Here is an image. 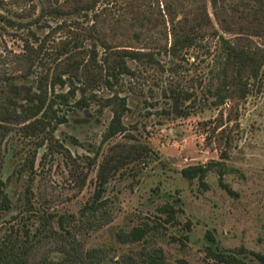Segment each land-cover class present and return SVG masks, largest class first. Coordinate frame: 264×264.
I'll use <instances>...</instances> for the list:
<instances>
[{
	"label": "trees",
	"instance_id": "trees-1",
	"mask_svg": "<svg viewBox=\"0 0 264 264\" xmlns=\"http://www.w3.org/2000/svg\"><path fill=\"white\" fill-rule=\"evenodd\" d=\"M10 1L0 0V8L14 4ZM181 1L21 0L18 18L0 12V28L13 30L22 42L18 56L26 68L25 81H9L6 88H0V141L18 132L25 142L14 154L20 165L17 172H28L33 180L42 150L40 162L48 155L67 152L73 157L57 132L74 112L89 109L98 113L108 107L112 116L102 142L127 136L126 116L131 107L128 95H121L119 87L151 69L176 74L191 49L210 52L216 42L214 78L201 83L211 107L220 109L228 102L247 99L264 75V0H210L215 20L208 0H191L184 10ZM113 8L119 24H126L133 37L144 35L149 42L142 47L112 45L100 24ZM173 82L163 81L157 89L163 100H169L164 112L188 117L197 106V93ZM30 142L34 146L24 152ZM147 151L140 144L115 143L100 162L93 195L78 213L37 211L31 185L24 198L15 199L9 192V179L0 173V264H188L186 259L168 261L164 248L155 244L162 229L178 222L183 209L176 201L159 205L152 220L120 228L115 235L118 243L136 248L118 259L101 246L87 245L92 234L113 221L112 202L105 197L108 184ZM23 153H27L25 157ZM100 154L99 148L94 157L87 155L88 164L95 165ZM227 157L225 152L221 160L189 165L181 174L206 185L211 171L224 176ZM15 203L17 213H12ZM10 212V219H5ZM190 229L188 222L186 231ZM208 236L213 242L214 237ZM53 242L57 255L49 248L43 257L34 258L36 247ZM208 251L217 264H264L263 252L213 247Z\"/></svg>",
	"mask_w": 264,
	"mask_h": 264
},
{
	"label": "rangeland",
	"instance_id": "rangeland-1",
	"mask_svg": "<svg viewBox=\"0 0 264 264\" xmlns=\"http://www.w3.org/2000/svg\"><path fill=\"white\" fill-rule=\"evenodd\" d=\"M20 1L11 0L14 4L0 8V12L18 18ZM190 2L183 0L180 6L187 9L184 5ZM208 10L215 20L210 0ZM114 12L115 8L108 10L100 24L112 45L142 47L149 42L144 35L133 37L126 24L115 20ZM215 45L216 42L211 44L210 52L191 49L176 74L151 69L119 87L121 95H128L131 107L126 116L127 136L122 134L102 142L112 116L108 107L98 113L89 109L72 113L57 133L73 157L67 152L48 155L40 162L43 150L40 151L33 180L28 172H17L20 165L14 154L25 143L19 133L13 132L1 140L0 173L9 179L12 197L24 198L30 184L37 211L78 213L95 191L100 162L110 148L118 142L140 144L148 147V154L125 165L108 184L105 197L112 202L113 221L92 234L88 247L101 246L118 259L136 247L118 243L116 232L143 219L152 220L150 217L159 205L176 201L183 209L178 222L162 229L155 243L164 248L168 261L186 259L188 264H217L209 256L208 247L264 253V75L252 86L246 100L228 102L220 109L211 107L201 83H210L214 78ZM21 50L22 42L13 30L0 28V88H6L9 81H25V63L18 56ZM163 81H174L197 93V106L190 116L164 112L170 106L169 100L157 93ZM33 144L25 145L24 152L32 149ZM99 148L101 154L96 164L90 166L87 155L94 157ZM225 152L228 157L224 176L211 171L206 185L182 176L184 167L221 160ZM26 154L23 153L24 157ZM16 206L15 203L12 213H17ZM11 212L5 219H10ZM188 222L191 229L186 231ZM209 234L214 237L213 242ZM56 246L53 242L36 247L34 258L43 257L49 248L57 255Z\"/></svg>",
	"mask_w": 264,
	"mask_h": 264
}]
</instances>
